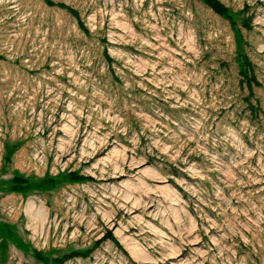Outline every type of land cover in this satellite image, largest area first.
<instances>
[{
	"label": "rangeland",
	"instance_id": "374dc122",
	"mask_svg": "<svg viewBox=\"0 0 264 264\" xmlns=\"http://www.w3.org/2000/svg\"><path fill=\"white\" fill-rule=\"evenodd\" d=\"M219 1L0 0V264H264V0Z\"/></svg>",
	"mask_w": 264,
	"mask_h": 264
},
{
	"label": "trees",
	"instance_id": "16d2710c",
	"mask_svg": "<svg viewBox=\"0 0 264 264\" xmlns=\"http://www.w3.org/2000/svg\"><path fill=\"white\" fill-rule=\"evenodd\" d=\"M205 2L206 5H208L211 10H213L214 12H216L217 14L220 15H224L228 17L227 14V9H225L226 7L219 1V0H203ZM73 15H76V12L73 11L72 9H68ZM74 179H77L76 176H73ZM13 186L12 189L16 190V191H21L26 189L27 184H25V180L19 176H15L13 178ZM88 253V249H85L83 252L80 251H70L62 256H60L59 258L55 259L58 262H63L71 257H75V256H80V255H84Z\"/></svg>",
	"mask_w": 264,
	"mask_h": 264
}]
</instances>
